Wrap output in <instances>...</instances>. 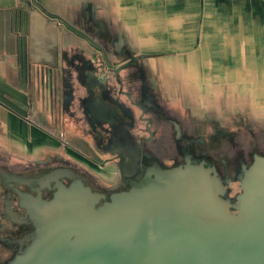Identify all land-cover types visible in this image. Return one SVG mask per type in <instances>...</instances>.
Here are the masks:
<instances>
[{
    "label": "crops",
    "instance_id": "1",
    "mask_svg": "<svg viewBox=\"0 0 264 264\" xmlns=\"http://www.w3.org/2000/svg\"><path fill=\"white\" fill-rule=\"evenodd\" d=\"M130 55L139 62L122 71L123 86L109 83L103 99L101 88L92 96L79 80L76 66L86 60L122 63ZM37 69L57 74L59 85L72 74L58 100ZM221 84L225 92L264 90V0H0V184L42 169H89L80 141L92 151L97 144L86 116L107 107L122 113L119 105L137 119L135 137L147 136L141 116L153 121L151 131L168 147L153 150L170 162L173 126L158 112L194 137L208 121L211 136L218 130L211 119L222 115L209 100ZM142 85L157 108L131 102Z\"/></svg>",
    "mask_w": 264,
    "mask_h": 264
},
{
    "label": "water",
    "instance_id": "2",
    "mask_svg": "<svg viewBox=\"0 0 264 264\" xmlns=\"http://www.w3.org/2000/svg\"><path fill=\"white\" fill-rule=\"evenodd\" d=\"M236 179L232 195L214 160L188 153L171 166L153 162L106 198L56 169L35 180V194L14 187L31 227L0 264H264V154L242 162Z\"/></svg>",
    "mask_w": 264,
    "mask_h": 264
},
{
    "label": "flooded vegetation",
    "instance_id": "3",
    "mask_svg": "<svg viewBox=\"0 0 264 264\" xmlns=\"http://www.w3.org/2000/svg\"><path fill=\"white\" fill-rule=\"evenodd\" d=\"M104 62H100L98 59L94 61L86 60L84 65L76 66L79 80L86 86L89 94L91 93L90 87H88V78L86 73H91V69L94 70L95 74L99 78L96 85L93 87V93L96 96V90L102 89L100 98L109 94L110 89L108 88L109 83L114 81L123 86L124 77L122 71L134 67L137 65L140 59L130 55L122 63H111L110 59L105 57ZM104 64V65H103ZM110 66L109 68L106 67ZM90 68V71H86ZM35 74L41 79L44 86L48 88L50 95L56 100L61 95L63 87H65V81L71 80L72 74L61 83L58 84V75L53 73L51 70L37 69ZM137 76L138 74L135 73ZM65 92V91H64ZM131 102L136 106H141L142 109H147L150 104H153L152 98L149 96V91L145 85H142L140 91V98L134 100L133 94L129 93ZM99 97V96H97ZM122 109V113L118 112L114 107L109 112V108L105 109V112L97 113L86 116V121L92 128V139L97 144V148L93 151L90 150L87 142H81V152L89 159L92 163L86 168L84 172L70 169V167H56L52 169H42L39 171H32L28 175H8L1 180V189L3 194L0 197V201L3 206L0 210V245L10 250L11 256L16 248L15 240L23 236L29 231L31 222L26 214L23 207L19 205V198L17 196L15 186L22 191L34 193L33 187H36L38 183L36 179L44 177L47 173H50L56 169H67L73 174V178L82 177L87 185L95 191L105 194L106 198L115 192L126 190L130 188V183L134 180L140 179L144 173L145 168L151 166L153 162H156L160 166H171L173 164L181 163L185 161L186 154L190 153L198 158H208L209 151V138L211 140L216 139L213 135L218 132L222 135V131L215 130L211 136L207 133V124L203 122L201 127L202 130L196 137L190 136L185 130L183 125L175 119L166 118L158 112V118L161 120L170 121L173 126V141L175 145L174 157H171L170 162L164 161L157 151L153 150L156 145L158 150L167 151L168 147L164 144L163 139H160L156 132L151 131L152 122L150 119L140 117L139 121L144 125V132L147 136L135 137L132 132V126L136 124V117L132 113L131 109L124 105H119ZM157 108L156 104L154 105ZM162 110L161 108H159ZM98 110V109H97ZM138 121V122H139ZM216 129V125L212 126ZM63 135V134H62ZM220 135L218 137H220ZM166 138V137H165ZM80 140V139H79ZM218 140V138H217ZM105 142V143H104ZM106 151L110 156L107 158L102 157V153ZM211 160H214L218 171L221 173L223 178L226 180V185L229 188L230 194L232 189L229 187L230 182L233 180L237 181L236 175L229 177L222 173L226 170L227 162L225 159H218L209 154ZM95 165V166H94ZM240 167H238L239 169ZM102 170L111 171L109 174H103ZM238 172V171H237ZM62 180L69 184L72 179L63 176ZM54 181H51L49 187L42 189V195L45 198H50L55 190ZM9 258V257H8ZM7 258V259H8ZM4 259L0 263L4 262Z\"/></svg>",
    "mask_w": 264,
    "mask_h": 264
},
{
    "label": "rangeland",
    "instance_id": "4",
    "mask_svg": "<svg viewBox=\"0 0 264 264\" xmlns=\"http://www.w3.org/2000/svg\"><path fill=\"white\" fill-rule=\"evenodd\" d=\"M226 87L228 85H218L215 91L211 92L210 100L205 98V101L218 103L222 115L210 121L212 126L216 125L218 131H222V135L215 132L213 136L216 139L209 138L208 150H211L209 154L212 156L226 160V170L222 173L233 177L242 162L250 164L253 161L255 152L264 154V90H239L237 85L235 93L225 92ZM229 92L231 96L225 97V93ZM205 107L207 106L199 108L200 122L205 121L204 117L208 115ZM229 187L232 189V195L240 190L239 182L235 180L230 182ZM9 255L10 250L0 245V261L7 259Z\"/></svg>",
    "mask_w": 264,
    "mask_h": 264
}]
</instances>
